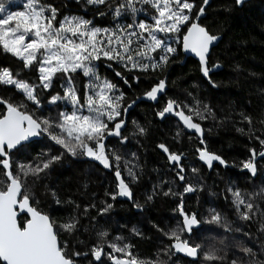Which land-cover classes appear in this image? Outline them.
I'll use <instances>...</instances> for the list:
<instances>
[{"label": "snow or ice", "instance_id": "obj_1", "mask_svg": "<svg viewBox=\"0 0 264 264\" xmlns=\"http://www.w3.org/2000/svg\"><path fill=\"white\" fill-rule=\"evenodd\" d=\"M86 2L95 16L108 21V26H97L94 20L77 15H63L52 0H24L16 11L9 10L11 0L7 4L0 0V14H3L0 15V48L21 62L23 69H34L38 80V83H29L9 66L0 65V86H10L23 96L22 102H17L13 95L0 94V180L3 181L0 184V264H84L85 260L88 264H175L177 254L190 258L187 264H197V261L199 264H264V186L259 191L243 192L235 182L223 180L225 187L210 193L217 197L223 195L225 203L231 196L230 206L242 222L241 227L233 229L231 222L212 207L208 209L209 216L202 217L199 208L190 211L184 203L185 194L204 186L199 183L202 177L196 185L191 184L186 167L179 163L184 154L171 151L165 143L157 147L167 155L174 179L183 191L172 187L164 191L167 185L160 182L152 194H146L147 200L152 201L159 194L156 191L159 188L164 197H180L179 202L173 201L175 226L152 224L159 235L155 260L137 257L131 242L109 240L107 230L98 231L97 241H90L82 249L70 239L79 232L76 218L57 224L41 210L44 201L37 191L28 190L29 185L43 184L56 163L81 157L97 162V166L115 178V186L110 184L100 201L98 216L106 217L118 198H127L132 207L142 209L131 188L136 174L128 167L126 153L115 150V146L121 149L128 146L130 135L124 130L129 111L138 99L157 101L160 94H166L167 81L159 73H164L176 62V57L185 53L197 58L199 72L212 87H217L210 74L221 67L219 62L212 61V49L221 35L204 23L210 0ZM245 3L246 0H231L224 10L242 9ZM101 61L124 86L131 88L143 76L150 87L143 92V97L125 103L123 87L99 75ZM46 106H52L56 115H44ZM69 106L71 111L67 110ZM154 115L161 122L169 116L177 118L178 125L194 132L199 145H205L206 139L198 121L211 118L218 127L230 121L240 123L242 126L235 131L248 136L251 143L247 146V158L238 167L246 170L253 180L264 173V113L253 116L242 110L217 120L212 107L195 97L188 102L169 97ZM133 124L140 136L147 133L135 120ZM33 138H46L50 143L31 155ZM197 153L199 161L209 168L213 162L228 167L226 159L206 147H195L193 154ZM131 155L135 157L136 153ZM191 171L198 174L200 169L192 167ZM261 183L264 185V180ZM45 187L59 205L61 201L51 185ZM93 207H96L95 194L92 202L85 205L84 214ZM91 221L99 223L97 217H91ZM257 223L259 227L253 232ZM204 225L223 227L226 233L239 235L231 239L225 236L218 245L206 250L203 243L196 242L198 234L205 230ZM131 231L143 239V233L135 227ZM253 236L258 241L255 247L247 243Z\"/></svg>", "mask_w": 264, "mask_h": 264}, {"label": "trees", "instance_id": "obj_2", "mask_svg": "<svg viewBox=\"0 0 264 264\" xmlns=\"http://www.w3.org/2000/svg\"><path fill=\"white\" fill-rule=\"evenodd\" d=\"M52 2L61 8L63 15H77L94 20L97 26H108V21L95 16L94 11L84 2L75 0H52ZM230 3L231 0H210L204 19V23L209 24L214 33L221 35L218 45L212 49V61L219 62L221 67L210 74L217 87H212L202 76L198 70L197 61L183 54L176 57V62H173L164 73H159V76L167 81L166 94H160L157 101L138 99L127 115V128L124 131L125 134L130 135L128 146L126 149L115 146V150L121 154L126 153L128 167L136 174V182L131 183V188L135 200L143 205L142 209L132 207L128 199H117L114 209L106 217L98 216L99 208L102 207L100 201L105 198L104 193L109 185L115 186L113 183L115 178L102 166H97V162L85 157L75 160L69 158L62 164L56 163L43 184L29 185L28 190L37 191L40 199L44 201L41 210L47 212L57 224L64 223L73 217L79 221V232L70 239L82 249L90 241H97L98 231L107 230L109 240L117 243L131 242L135 245L134 254L140 259L155 260L157 258L159 235L152 224L159 223L161 227L166 228L175 226L176 219L172 212L175 207L173 201L175 199V202H179L180 197H164L159 188L156 189L159 194L152 201L147 200L146 194H152L154 186L160 182L167 185L164 191H167L168 187H172L175 191H183L182 185L177 184L174 179L175 173L167 160V155L157 147L159 143H165L178 155L184 154L179 163L186 167L191 184L196 185L198 179L202 177L199 183L204 186L197 188L193 193L185 194V206L190 211L199 208L202 217L209 216L210 207L215 208L226 221L231 222L233 229L242 226L235 210L230 206V195L227 203L223 195L219 197L210 195L225 187L223 180L235 182L243 192L259 191V188L264 186L261 183L264 180V173L258 174L253 180L250 179V174L246 170L241 171L238 167L239 163L247 158V146L251 143L248 136L235 131L236 127L242 125L230 121L224 127H218L215 120L211 118L198 121L202 124L206 139L205 145H199L194 135L187 134L175 119L169 117L161 122V118L154 115L155 110L160 108L169 97L186 102L192 101L195 97L212 107L217 120L226 114L234 115L242 110L253 116L264 113V0H251L246 2L242 9L233 8L231 11H225L224 9L230 6ZM181 60L183 63L179 62ZM0 65L9 66L14 72L19 73V78L29 83H38L34 69H23L22 63L11 54H6L2 48H0ZM98 71L101 78L107 76L110 81L114 80L123 87L126 93L125 103L137 97H143V92L150 87L149 81L143 76L141 81L133 83L131 88L124 86L103 61L99 62ZM188 93H191V96H188ZM0 94L13 95L17 102L23 100V96L17 94L10 86H0ZM67 110L71 111V107L69 106ZM43 114L55 116L56 111L52 106H46ZM134 120L148 130L145 135L138 134L133 124ZM257 127H259L258 122ZM244 130L247 132V127ZM134 133L135 135H132ZM190 137L193 139L190 140ZM49 143L46 138H41L38 142L34 141L30 154L35 155ZM197 146L206 147L220 154L228 161V167L224 168L218 162H213V166L209 168L208 165L199 161L198 153L193 154ZM133 152L136 153L135 157L131 155ZM123 167L124 164L121 161V168ZM192 167L199 168L200 172L193 174ZM125 178L127 179L126 171ZM2 183L3 181L0 180V184ZM47 184L51 185L60 199L59 205L52 198V192L46 189ZM93 194H95L96 207L89 208L85 215L83 209L85 205L92 202ZM67 201L75 203L68 204ZM76 204L80 207L77 208ZM91 217H97L99 223L91 221ZM22 220L23 217H21ZM133 227L143 233V239L132 233ZM258 227L257 223L253 232ZM204 229L198 234L199 238L196 242L203 243L206 250L211 245H218L225 236L231 239L239 235L234 232L226 233L223 227L215 225H204ZM116 237L123 239L116 241ZM247 243L255 247L258 241L253 236V239ZM104 259L107 260V253ZM175 259L181 264H187L188 261L179 256ZM84 264H88V261L85 260ZM108 264L111 263L108 262Z\"/></svg>", "mask_w": 264, "mask_h": 264}, {"label": "rangeland", "instance_id": "obj_3", "mask_svg": "<svg viewBox=\"0 0 264 264\" xmlns=\"http://www.w3.org/2000/svg\"><path fill=\"white\" fill-rule=\"evenodd\" d=\"M75 1H81V2H84L87 5L86 0H75ZM5 2L7 4L8 0H5ZM23 2H24V0H11L10 9L9 10H11V11L20 10V8L22 7ZM0 15H3V14H0Z\"/></svg>", "mask_w": 264, "mask_h": 264}, {"label": "water", "instance_id": "obj_4", "mask_svg": "<svg viewBox=\"0 0 264 264\" xmlns=\"http://www.w3.org/2000/svg\"><path fill=\"white\" fill-rule=\"evenodd\" d=\"M249 1H251V0H246V2H249ZM219 41H220V40H219ZM218 43H219V42H218ZM218 43H216L215 47L218 45ZM215 47H214V48H215ZM185 55H186V57H188V56L192 57L195 61L198 62L197 58H196L194 55H192L191 53H185ZM169 117H171V118L177 120V118H175V117H172V116H169ZM180 126L183 128L182 125H180ZM183 129H184V128H183ZM184 131H185L187 134L194 135V132H193L192 130L184 129ZM40 139H41V138H33L34 141H38V140H40ZM177 255L183 257L182 254H177ZM183 258H186V257H183ZM186 259L189 260L190 258H186Z\"/></svg>", "mask_w": 264, "mask_h": 264}, {"label": "flooded vegetation", "instance_id": "obj_5", "mask_svg": "<svg viewBox=\"0 0 264 264\" xmlns=\"http://www.w3.org/2000/svg\"><path fill=\"white\" fill-rule=\"evenodd\" d=\"M124 199H127V198H118V200H124ZM177 256H179V255H177ZM179 257H181V256H179ZM181 258H183V257H181ZM183 259H186V258H183ZM175 264H181V262L179 260L175 259Z\"/></svg>", "mask_w": 264, "mask_h": 264}]
</instances>
